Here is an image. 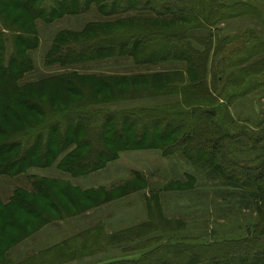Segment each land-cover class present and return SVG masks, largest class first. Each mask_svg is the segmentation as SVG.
I'll return each mask as SVG.
<instances>
[{"label": "rangeland", "instance_id": "1", "mask_svg": "<svg viewBox=\"0 0 264 264\" xmlns=\"http://www.w3.org/2000/svg\"><path fill=\"white\" fill-rule=\"evenodd\" d=\"M29 1L4 0L8 7L0 11L6 57L14 44L11 36L24 33L35 40L33 47L17 49L31 70L19 78L13 69L0 72V264H187L191 257L199 264H223L264 252V207L247 201L243 190L225 186L224 178L211 175L182 146H171L183 135V140L192 136L184 128L195 123L190 115L216 111V129L203 138L222 139L227 159L239 165H253L260 155L264 0H191L186 22L140 19L139 12L130 10L120 26L99 28L103 33L95 30L97 34L79 41L135 37L150 63L115 57L114 52L68 69L45 63L54 38L80 32L88 24L113 22L117 15L90 6L78 14L31 23L17 10ZM186 42L204 65L190 76L183 60L161 59L166 51L187 53L182 50ZM66 72L87 80L40 84ZM202 76L203 86H193L192 77ZM23 86L33 87L18 90ZM79 114L91 118L78 119ZM68 120L80 125L78 140L90 142L81 143L74 162L93 154L109 153L108 158L71 174L62 167L75 152L71 144L47 166L22 172L6 166L35 150L43 127L52 135L49 151L54 152ZM201 121L211 122L208 117ZM151 133L167 138L149 145ZM138 134L141 144L134 147L131 140ZM116 135L120 140L113 147ZM253 239L259 241L249 243Z\"/></svg>", "mask_w": 264, "mask_h": 264}, {"label": "trees", "instance_id": "2", "mask_svg": "<svg viewBox=\"0 0 264 264\" xmlns=\"http://www.w3.org/2000/svg\"><path fill=\"white\" fill-rule=\"evenodd\" d=\"M27 1V0H24ZM4 0H0V11L2 8H7L8 5H4ZM171 0H30L29 3L23 4L20 7H15L13 9L20 11L22 15L28 17L33 23L35 19H41L46 22L52 21L54 18H60L63 14L73 15L74 13H81L86 11L90 8V6H95L96 10L100 13L104 14H114L117 15L116 19L113 22H106L105 24H88L86 25L80 32L77 33H62L57 35L51 45L49 53L45 57V63L48 66L56 65L60 69H68L69 66L77 64L82 61H88L93 59H105L110 58V54H114L115 57L118 55H123L126 58H130L133 60L143 62V64L150 63L149 60L143 58V50L145 49L144 46H141L142 41L135 37H127L125 40L119 41L115 36V41L112 38L104 37L105 39L95 41V37L89 38V41L81 42L79 39H83L89 33L94 35L95 30L99 31V33H103L100 31L102 28H107L105 31L112 29V26L118 27L120 26L125 17H122L126 12L130 10H135L139 12V18L145 20H151L156 17H162L163 21L166 20H176L181 22H186L189 18L190 7L187 8L186 5L192 4L191 0H182L177 1V3H172ZM173 4V6H170ZM177 4L182 6V8L178 7ZM170 6V7H169ZM121 14V15H120ZM153 17V18H152ZM166 18V19H164ZM101 28V29H99ZM116 30V29H115ZM96 32L95 34H97ZM20 34V32H19ZM25 34L21 33V35L11 36L13 37L14 44L12 45V51L10 56L6 57V46L4 41L1 39L0 34V72L4 73V69L6 68V72L10 73V70L13 69L15 71V77L19 78L22 74L28 72L32 69V65H30L29 61L26 59L23 60L19 58V54L17 52L18 48L25 49L33 47V42L35 40L29 39L24 37ZM143 45V44H142ZM173 49V46H169ZM185 47V49H184ZM140 48L141 50L138 52L137 49ZM179 47L177 50H179ZM182 50H186L187 53H174L172 51H166L165 54L162 56L161 59L167 61L169 58L183 60L187 64V74H191L194 70L197 72H202L204 65H200L198 62V58H196L194 53H191V49L188 46L187 42L182 45ZM7 54V53H6ZM26 56V55H25ZM142 56V57H140ZM27 57V56H26ZM29 60V59H28ZM204 63V62H203ZM190 76V75H189ZM161 76H155V78H160ZM15 79V82L17 80ZM91 78V77H90ZM89 78V79H90ZM148 78V77H147ZM146 78V79H147ZM153 78L154 77H150ZM87 80L84 76L77 75L75 72L63 73L61 75L53 76L49 79L42 80V83H48L51 81L57 80ZM149 79V78H148ZM97 81H110L115 80V78L110 77H97ZM203 76L202 78L192 77V84L193 86H203ZM39 85V84H37ZM72 85V84H71ZM36 86V85H35ZM33 86H23L20 87L18 90L24 91V89L32 88ZM37 115H42L41 111L35 109L34 110ZM216 111L211 112H202L200 115H190L193 117L195 123H188L184 128L187 129L190 135V138L183 140V136H181L176 141H173L171 146H182L183 151L185 154L193 155L196 157L197 160L200 162V165L207 166L209 169V173L214 176H221L224 178V185L237 190H243V194L247 201H253L256 204H260V207H264V146L259 147L260 155L252 162L251 164L239 165L236 163L231 162L227 159V154L224 147L220 144L222 139H207L203 138V136H209V134L213 133V128L216 129V124H214V120ZM44 114V113H43ZM204 115V118L201 116ZM78 119H90L91 117H87L84 114L77 115ZM76 117V118H77ZM206 120L208 117L211 120L210 123H204L200 120ZM77 119V120H78ZM111 119V118H110ZM97 119L93 121V124ZM73 122V121H72ZM70 120L66 121L64 124V129L62 130V135L57 138L58 142L53 145L54 152H50V142L52 140L51 133H47L46 127H43L41 131L44 133L43 138H41L38 142V145H34L35 150L26 151L25 156L20 158L18 163H15L11 166V163L6 164V166L10 169L11 167H15L17 172L24 171L29 166H47L50 164L51 160L57 156L60 152L65 150L71 144H75V152L72 153L71 156H68L63 162L62 167L65 168V171L71 174H79V172H83L89 166H94L96 163L99 162L102 158H108L109 153L102 154L101 157L95 156L94 154L89 158L81 159L79 161L74 162L82 147L84 145L90 144V142L86 139L78 140V135L80 134V125L73 126ZM206 122V121H205ZM166 127L170 129V125L167 123L165 124ZM45 129V130H44ZM195 129V130H194ZM185 130V129H184ZM57 133V131H55ZM176 133V132H174ZM173 133V134H174ZM53 134V133H52ZM171 134V135H173ZM46 135V136H45ZM170 135V136H171ZM45 136V137H44ZM149 136V145H154V143L158 141H164L167 137L165 136H155L152 133ZM227 136V135H226ZM67 137H71L70 139ZM119 137L115 136V143H112L111 146L115 147L117 142L120 140ZM261 138V137H260ZM142 135L138 134L131 140V143L134 147H138L141 144ZM264 140V136L262 137ZM261 139H257V143L254 145L257 147L258 143ZM83 142V143H82ZM82 143V144H81ZM197 145H201V149H195ZM251 149H256L255 147H251ZM206 152V153H205ZM70 159V160H69ZM218 160V161H216ZM217 163V164H216ZM216 164V165H215ZM2 174L11 175L8 172H4ZM38 186L35 187V194L39 191ZM18 196L14 199L16 200ZM13 200V201H14ZM21 203V201L19 202ZM260 208V209H261ZM259 209V210H260ZM264 233V231H263ZM261 239V238H260ZM259 241V239H253L249 243H254ZM264 251V250H263ZM183 254V253H179ZM189 256V255H188ZM184 258V257H183ZM191 257L187 259V264H199L197 260ZM264 252H261L259 256L256 255L255 258H233L232 261L226 262L223 264H233V262H238V264H259L264 262Z\"/></svg>", "mask_w": 264, "mask_h": 264}]
</instances>
